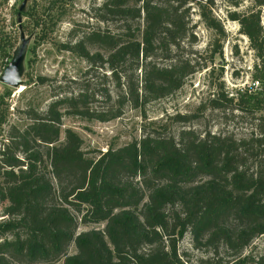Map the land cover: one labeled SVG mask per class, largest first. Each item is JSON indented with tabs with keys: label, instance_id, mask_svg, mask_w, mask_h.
Instances as JSON below:
<instances>
[{
	"label": "trees",
	"instance_id": "obj_1",
	"mask_svg": "<svg viewBox=\"0 0 264 264\" xmlns=\"http://www.w3.org/2000/svg\"><path fill=\"white\" fill-rule=\"evenodd\" d=\"M193 2L204 28L213 33L212 64L221 56L225 38L210 11L213 0H106L92 10V19L110 29L97 27L60 49L83 59L90 70H108L118 89L113 99L106 95L108 109L90 112L92 97L80 91L56 97L44 111L27 105L20 112L22 124L9 125L0 97V204L5 216L0 264H186L178 253L186 234L195 249L211 250L202 264H223L225 258H232L227 264H264V251L256 258L243 256L255 239L264 237V0H251L246 12L227 13L256 58L252 86L230 97L216 93L207 99L213 110L234 105L240 113L257 114L247 138L155 131L165 130L167 122L195 118L175 115L165 124L150 122L152 132L144 130L139 140L97 157H89L81 138L69 129L60 141L64 116L108 122L126 106L142 111L182 88L200 69L190 57ZM40 22L36 18L34 26ZM75 36L74 30L70 38ZM87 46L100 51L91 54ZM14 49V39L0 35L2 69ZM100 224L102 230L77 233L80 226ZM70 245L73 255L67 253Z\"/></svg>",
	"mask_w": 264,
	"mask_h": 264
},
{
	"label": "rangeland",
	"instance_id": "obj_2",
	"mask_svg": "<svg viewBox=\"0 0 264 264\" xmlns=\"http://www.w3.org/2000/svg\"><path fill=\"white\" fill-rule=\"evenodd\" d=\"M105 1L0 0V35L13 38L15 49L20 45L21 36L28 41L21 86L11 88L0 82L2 108L7 110L9 125L22 124L24 117L20 112L27 105L34 111H44L56 97L76 95L80 91L92 97L88 103L90 112L101 113L110 107L106 95L113 99L118 89L109 78L108 70H90L89 64L83 59L60 49L61 45L73 44L97 27L101 30L110 29L109 24H101L92 19V10ZM23 2V10L19 12ZM194 4H191L190 12L194 35L191 47L193 55L190 57L196 58L200 69L186 79L182 88L169 97L147 104L142 111L126 106L119 118L108 122L64 116L60 141L64 139V131L69 129L81 138L82 150L89 157H97L109 148H120L139 140L144 130L152 132L153 128L148 127L150 122L161 121L165 124L167 117L175 115H192L195 118L188 123L167 122L165 130L157 127L155 131L162 135L176 136L181 130H191L201 136L210 133L231 136L237 140L247 138L254 131L257 114L240 113L234 105L221 110L210 109L207 105V99L213 94L224 93L230 97L236 91L252 86L256 58L247 38L240 34L237 23L227 18L228 12L242 13L252 9L251 0H213L210 11L222 24L225 38L221 42L222 54L215 57L212 64L208 60L213 33L204 28ZM260 17L264 27V8L260 10ZM36 18L41 21L38 27L34 26ZM49 25L54 27L51 29ZM74 30L76 36L71 39L70 34ZM87 47L91 54L100 51L95 46ZM1 65L0 60V76L4 71ZM38 78L44 79L43 84L38 82ZM199 105H203L200 112L197 111ZM2 140L0 136V145ZM3 209L4 205L0 204V224L5 221ZM103 227L102 224L80 226L77 233L102 230ZM263 251L264 237H259L244 251L243 256L256 258ZM67 253H75L73 245L69 246ZM178 253L186 264H202V261L212 256L211 250L206 247L195 249L188 234L179 242ZM231 261L232 258H225L222 263Z\"/></svg>",
	"mask_w": 264,
	"mask_h": 264
},
{
	"label": "water",
	"instance_id": "obj_3",
	"mask_svg": "<svg viewBox=\"0 0 264 264\" xmlns=\"http://www.w3.org/2000/svg\"><path fill=\"white\" fill-rule=\"evenodd\" d=\"M23 6L24 2L19 8V12H22ZM27 43L28 41L21 36L20 45L13 51L10 63L0 76V82L7 87L19 88L21 86Z\"/></svg>",
	"mask_w": 264,
	"mask_h": 264
}]
</instances>
